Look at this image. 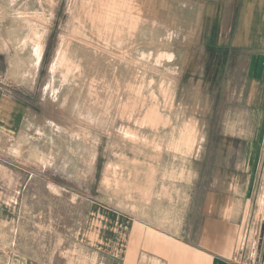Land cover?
Listing matches in <instances>:
<instances>
[{
    "label": "rangeland",
    "instance_id": "374dc122",
    "mask_svg": "<svg viewBox=\"0 0 264 264\" xmlns=\"http://www.w3.org/2000/svg\"><path fill=\"white\" fill-rule=\"evenodd\" d=\"M163 1L0 0V264H125L135 220L199 236L214 192L253 263L264 122L241 104L246 58L185 41Z\"/></svg>",
    "mask_w": 264,
    "mask_h": 264
},
{
    "label": "crops",
    "instance_id": "0c3cea01",
    "mask_svg": "<svg viewBox=\"0 0 264 264\" xmlns=\"http://www.w3.org/2000/svg\"><path fill=\"white\" fill-rule=\"evenodd\" d=\"M146 4L147 9H154L155 0H146ZM169 7L183 9L179 26L188 25V29L181 28L179 34L185 41H204L205 49H209L207 44L220 45L236 58H246L243 71L251 84L241 104L262 112L264 122V0H164L161 9ZM186 9H193L194 16L187 18ZM254 177L253 171L248 173L249 187L254 184ZM222 201L216 192L207 196L209 211L205 222L208 225L201 229L199 236L192 226L187 233L185 222L175 231L165 221L143 224L135 220L130 229L125 264H246L238 261L240 249H244L238 242L245 223L234 225L225 211L220 212ZM261 205H264V196ZM252 264H264V233Z\"/></svg>",
    "mask_w": 264,
    "mask_h": 264
},
{
    "label": "bare ground",
    "instance_id": "6f19581e",
    "mask_svg": "<svg viewBox=\"0 0 264 264\" xmlns=\"http://www.w3.org/2000/svg\"><path fill=\"white\" fill-rule=\"evenodd\" d=\"M114 4V3H113ZM94 14V16H92V20H93V23H94V25L96 26V28L99 30V27H98V25H99V22H100V24H101V22H103V20H104V18L106 17V15L104 16V18H99L100 17V15L97 13H93ZM103 24V23H102ZM104 26V25H103ZM103 26H101V27H103ZM96 29V30H97ZM102 28H100V30H101ZM103 30V29H102ZM102 30L100 31V32H102ZM65 45V44H64ZM66 45H67V42H66ZM69 45V44H68ZM62 47V46H61ZM66 49V48H65ZM63 50V49H62ZM60 52V51H59ZM62 53H63V51H62ZM57 55H58V53H57ZM61 52H60V54H59V58H60V60H54V64L52 65V72L53 73H55L60 67L61 68H67V65H69L66 61H64L62 58H61ZM42 56V55H41ZM58 58V57H57ZM70 63H71V61H69ZM38 66V65H37ZM73 69V68H72ZM71 69V71H72V73L73 74H75V77L76 78H78L79 76H81V72H80V70L79 71H77V72H75V71H73ZM69 75V74H68ZM262 206H264V205H262Z\"/></svg>",
    "mask_w": 264,
    "mask_h": 264
}]
</instances>
